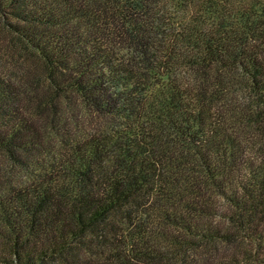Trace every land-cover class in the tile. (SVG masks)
Instances as JSON below:
<instances>
[{
    "label": "trees",
    "instance_id": "1",
    "mask_svg": "<svg viewBox=\"0 0 264 264\" xmlns=\"http://www.w3.org/2000/svg\"><path fill=\"white\" fill-rule=\"evenodd\" d=\"M168 1L0 0L56 85L108 118L0 196V264H182L242 239L233 264H264V0ZM22 103L0 63V149L28 165L42 142Z\"/></svg>",
    "mask_w": 264,
    "mask_h": 264
},
{
    "label": "rangeland",
    "instance_id": "2",
    "mask_svg": "<svg viewBox=\"0 0 264 264\" xmlns=\"http://www.w3.org/2000/svg\"><path fill=\"white\" fill-rule=\"evenodd\" d=\"M170 2L172 1H168L165 6L168 15L169 10L174 9L176 12L180 8L178 5H181V0H174L172 6L169 5ZM179 16H175V20L179 19ZM8 20L0 16V63L4 74L22 88V104L30 115L31 131L41 140L42 149H36L29 154L28 165L13 162L5 151L0 149V196L8 194V189L14 185L35 181L36 176H33L29 167L34 168L36 173L40 170L44 172V165L47 169H52V162H59L64 153L67 158L69 147L65 146L73 137L79 141L90 132H101L108 128V118L92 108L80 93L75 90L64 91L56 85L39 52L15 32L12 26L14 23L11 22L18 19L12 17L11 22ZM120 46L125 57H129V53L134 55L124 43ZM159 71L154 79L155 83L168 78L169 73L165 75L163 72L165 69ZM237 98L243 103L255 102L252 101L254 98L248 90H239ZM212 219L227 220L224 214ZM3 237L0 236V251L5 250L3 247L7 245L4 244ZM212 247V250L208 246L198 250L189 249L186 256L183 255L185 258L182 264H223L224 261L233 264L237 259L240 262L247 252L254 251V245L247 239L230 244L216 242L212 243ZM235 254L237 259L234 258Z\"/></svg>",
    "mask_w": 264,
    "mask_h": 264
}]
</instances>
